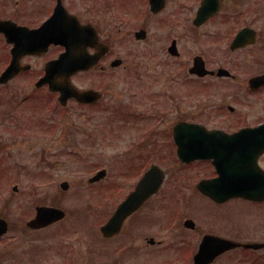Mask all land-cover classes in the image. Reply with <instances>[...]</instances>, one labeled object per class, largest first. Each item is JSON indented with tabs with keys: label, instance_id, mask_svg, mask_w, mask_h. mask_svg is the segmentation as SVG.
I'll return each instance as SVG.
<instances>
[{
	"label": "flooded vegetation",
	"instance_id": "af4514ba",
	"mask_svg": "<svg viewBox=\"0 0 264 264\" xmlns=\"http://www.w3.org/2000/svg\"><path fill=\"white\" fill-rule=\"evenodd\" d=\"M0 19L18 25L12 26L8 23L7 28L13 31L10 36L4 34L0 28V76L3 68L12 61V49L15 44L21 48L17 55L20 67L26 68L9 83L0 85V88L11 85L13 87L18 82L29 81L32 83L35 97L38 94L46 97L48 86L43 85L36 91L35 86L43 78L47 63L57 59L65 50L59 45H51L48 49L45 47L51 31L76 34L86 30L83 33L91 36L87 38V42L91 44L87 47L86 54L89 58L99 56L100 61L93 72L101 73L103 78L114 72L115 68L111 65L115 59H121L114 57V34L123 35L124 40L134 36L141 42L158 35L156 46L159 47L160 61L172 60L176 67H172L171 74V102L175 112L172 125L169 126L173 143L169 159L177 162L171 187L175 192H181L175 178L181 181L178 173L185 169L203 170L197 182L192 184L197 193H200L197 190L200 180L217 176L211 160L182 163L177 153V141L196 146L213 141L201 137L198 133L201 129L234 133L260 129L264 125V83L256 84L257 79L262 80L264 77V0H0ZM45 24L46 32L42 36H29L27 28L37 30ZM137 33L144 36L138 39ZM161 34L165 35L161 38ZM12 39L14 43H9ZM191 42H195L197 48H202L196 52L190 51L188 44ZM101 47L103 53L99 55ZM168 63L169 61L165 60V66ZM122 64L123 60L120 66ZM163 69H160V73ZM262 81L264 82V79ZM97 87L98 84L80 87L96 92L97 103L80 104L74 99L70 103L81 107H98L104 101L107 86ZM30 97H25L24 101ZM34 101L27 106V110L25 103L15 106V109L22 110L18 111L19 115L15 117L21 128L27 124L28 126L23 128L34 129L35 117L39 125L46 127V114L42 115L40 112L46 105V100L40 99L36 103ZM158 104L159 102H154V106ZM9 114L11 108L8 109ZM123 117L129 122L138 120V115L129 111H124ZM149 119H159L155 125L158 129L166 121L163 115L158 117L157 112L155 116H149ZM187 124L197 125V128L192 129ZM136 127L138 128L137 124ZM156 130L155 128L146 133L141 132L140 138L136 140L139 143L132 144L131 147L139 148L147 141H152L150 137L159 133L157 131L151 134ZM215 141L222 147L209 151L219 153L225 159L234 153L237 154L239 165L228 167H239L247 176L259 178L262 185L258 191L264 194V139ZM141 155L143 160L148 158L147 153ZM243 155L252 158L253 162L241 164ZM137 160H142L141 156H138ZM140 173L141 171H138L135 175L139 177ZM143 175L125 189L109 186L111 203L105 202L103 205L105 213L97 205L96 217L85 222L80 219H68L67 212L64 219L52 223L46 221L48 225L42 227L29 225L32 223L31 219L20 220L21 225L12 223L7 218L0 220V243L6 241L5 249L0 252V264L8 260L12 261L11 264H22L23 255L14 254V248L10 247V244L19 242L21 237L26 235L32 236L30 251H26V254L36 257L43 253L41 256L46 264H197L196 255L205 239L208 241L206 248L209 246V254L218 251L213 242L214 237L226 242H221V253L207 264H264V234L251 239L242 237L244 228L251 225H241L235 221L226 223L223 218L203 227L199 217L187 209V203L186 210L184 209L183 201H179L175 209L168 211L170 217L167 221L156 218V211L161 209L163 202L168 198L164 197L162 203L156 200L164 190L168 177L165 178L161 189L122 224L115 222L116 225L104 231V227L112 221L118 206L136 189ZM107 178L108 173L90 184L100 186ZM191 189L190 185L189 190ZM114 198L117 200L113 202ZM204 198L220 209L234 201L259 208L264 206V200L256 202L233 198L224 203H216L206 196ZM149 205L153 209L149 208ZM217 211L216 208L213 209L210 217H214L213 212ZM100 213L104 215L101 216ZM220 214L224 215L222 211ZM165 225H168L165 230L169 236H166L167 238H164L159 229L148 233V226ZM8 239L13 242L9 243ZM45 240L44 245L39 243ZM206 253L208 255V250Z\"/></svg>",
	"mask_w": 264,
	"mask_h": 264
},
{
	"label": "rangeland",
	"instance_id": "374dc122",
	"mask_svg": "<svg viewBox=\"0 0 264 264\" xmlns=\"http://www.w3.org/2000/svg\"><path fill=\"white\" fill-rule=\"evenodd\" d=\"M164 35L161 34L160 37ZM123 37L113 35L114 57H120L123 64L113 69L110 76L103 78L101 73L89 71L78 73L73 78V82L79 87L93 84H98L97 88L107 86L104 101L98 107H81L71 103L68 109H63L57 102V95H51L47 90L46 97L42 94L35 97L29 81L0 88V215L21 225L20 220L34 217L38 205L58 203L68 212V219H80L84 222L91 220L96 217L97 205L104 212L105 202L111 203L109 186L125 189L139 179L143 172L138 174L139 177L135 174L142 165L148 167L158 162L165 169L168 179L156 200L162 203L164 197L168 198L161 209L156 211V218L167 221L170 217L168 211L175 209L179 201H183L184 209L186 210L187 203V209L199 217L203 227L224 218L226 223L235 221L241 225H251L242 231L244 239L262 236L264 206L259 208L241 201H234L230 203L231 206L228 204L222 209L212 206L211 201L193 189L192 184L197 182L203 170L185 169L179 172L181 181L176 178L175 181L181 192H175L171 188L177 167V162L169 159L173 145L169 126L172 125L175 112L171 102V74L172 67H176L172 60L160 61L159 47L156 46L158 35H153L146 42L137 41L134 36L126 37L125 40ZM188 45L193 52L202 48H197L195 42ZM1 53H4V49ZM165 60L169 61L167 66ZM161 68H164L162 73ZM27 96L31 97L24 101ZM40 99L46 100V105L40 110L42 115L46 114V127L39 125L36 117L34 129L23 128L27 124L22 128L18 126L19 121L15 117L22 110L15 109V106L25 103L27 110L33 100L36 103ZM155 101L159 102L156 106ZM9 108L11 114L8 115ZM124 111L138 115V120H125ZM156 112L158 117L163 115L166 120L159 129L155 126L159 119H149ZM155 128L157 130L151 134L157 131L159 133L150 137L152 141H147L143 147H131L132 144L139 143L136 140L140 138L141 132L146 133ZM144 153H147L148 158L143 160L141 154ZM158 155L162 157L159 158ZM138 156L142 160L138 161ZM103 168L108 171L104 184H89L88 178ZM63 182L69 185L66 190L61 188ZM14 186H18L17 191ZM115 200L117 199L114 198L113 202ZM149 208L153 209L150 205ZM215 208L217 213L213 212L214 217H210ZM221 211L225 216L219 215ZM167 226H148L147 230L148 233H153L154 229H159L164 238H167ZM5 242L0 243V252L5 249ZM31 243L32 236L26 235L19 242L10 244V247L14 248V254L23 255L22 264H46L41 256L43 253L36 257L26 254V251H30ZM39 243L44 245L46 240ZM11 263L8 260L3 264Z\"/></svg>",
	"mask_w": 264,
	"mask_h": 264
},
{
	"label": "water",
	"instance_id": "95a60500",
	"mask_svg": "<svg viewBox=\"0 0 264 264\" xmlns=\"http://www.w3.org/2000/svg\"><path fill=\"white\" fill-rule=\"evenodd\" d=\"M204 11H202V14ZM5 22H3L4 24ZM46 32L45 25H43L38 31H28V34L30 37H39L42 36ZM11 35V33H8ZM71 35L68 33H59L58 30L51 31L50 33V41L54 42L56 44H65L67 47V53L62 54L60 58L56 61H53L47 65L46 68V76L41 79V81L37 85H41L44 83H48L50 85V89L52 91H59L61 93L60 100L63 104L66 103V101L69 98L75 97L79 100H82L87 95H91L90 92H83L78 93L75 88L70 84L69 82V76L76 73L79 70L88 69L90 66H92L94 63H96L97 59L92 58L87 59L84 58L85 61L83 64L80 65H74L71 61H73L74 54H78L79 56L84 54V48L80 50V40L77 37V41L75 39H71ZM138 36H141V34H138ZM76 37V36H75ZM71 39V40H70ZM75 42V43H74ZM49 42H47L48 44ZM19 49H14V52H17ZM120 62L117 61L114 63V65H118ZM20 71V66L18 65L17 61L13 60L11 64L8 66V68L4 71L0 78V84L8 82L11 78H13L15 75L18 74ZM264 79V77H263ZM262 79V80H263ZM261 79L256 80V84L264 83ZM197 126L192 125V129H196ZM206 138L216 139L218 138V134H221V132H206ZM241 133L235 134L232 136H229L228 138L231 139H238ZM182 142V141H181ZM181 142H178L180 145V153L181 151H184L185 145ZM208 145H199V149L207 148ZM187 148H193L192 146H187ZM207 154L205 152H200L197 154L196 157H206ZM186 159H193V157L190 155H185ZM215 163L217 164L218 171L220 173V176L214 180L211 181H204L201 182L199 185V189L211 197L213 200L217 202H223L225 200H228L229 198L233 196H242L245 198H249L252 200H263L264 194L261 192H257L255 190L256 187V180L254 178H242V176L239 173H236V181H240L241 183H237L235 185H232L230 187L226 186L224 183L225 174H224V167H223V160L218 156L217 159H215ZM160 169L158 167H151L148 173L146 174L145 178L142 180V182L138 185L137 191L134 192L120 207L118 210L117 216H115V219L112 220L113 223L119 222V224H122L126 217L132 213L134 210H136L140 205H142L152 194H154L161 183V173ZM95 179V178H94ZM243 179V180H242ZM242 180V181H241ZM245 180L247 183H245ZM159 183H158V182ZM262 185V184H261ZM260 185V186H261ZM264 185V182H263ZM63 188H67L68 184L65 183L62 185ZM64 211L58 208L54 207H38L37 208V215L35 217V220L30 223L31 226H37L41 227L43 225H46L47 222L59 220L64 217ZM1 226V225H0ZM107 230V229H106ZM215 240V247L217 248V252L214 254H209V246L206 248V244L208 241L205 239L204 242L201 244V249L198 255L196 256V263L197 264H207L213 261V259L221 253V242L223 241V244L225 240L214 237ZM226 242V241H225ZM227 248V247H226ZM208 250V255L206 251Z\"/></svg>",
	"mask_w": 264,
	"mask_h": 264
}]
</instances>
